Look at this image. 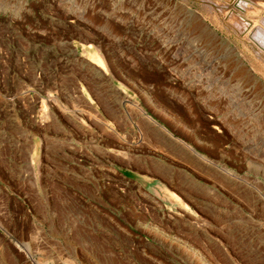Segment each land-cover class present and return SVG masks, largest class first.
<instances>
[{"label":"rangeland","instance_id":"obj_1","mask_svg":"<svg viewBox=\"0 0 264 264\" xmlns=\"http://www.w3.org/2000/svg\"><path fill=\"white\" fill-rule=\"evenodd\" d=\"M203 1L0 0V264H264V71Z\"/></svg>","mask_w":264,"mask_h":264},{"label":"bare ground","instance_id":"obj_2","mask_svg":"<svg viewBox=\"0 0 264 264\" xmlns=\"http://www.w3.org/2000/svg\"><path fill=\"white\" fill-rule=\"evenodd\" d=\"M187 1V0H186ZM191 1V0H189ZM200 1V0H199ZM212 1V0H210ZM209 1V2H210ZM202 2H204L202 0ZM190 3V2H189ZM206 3V1H205ZM204 3V4H205ZM234 3H238L241 7L238 8L236 5V8L242 10L240 12L236 11L235 9H228L227 7V11H226V15L225 18H223V20L225 21V25L228 27H226V29H228L229 31L235 32V35H237V38L239 37L242 42L243 41H249L252 46L256 47V51H254L255 56L257 59H259V63L262 66L261 69L264 71V0H234ZM202 4V3H201ZM213 6L212 7L210 4H208L209 6H207L210 11L213 10V14L208 13V19L214 23L215 25L220 26L217 21H218V16L217 13L215 12V8H220L222 10L223 6H221V3H219V1L217 0L216 2H213ZM223 4V3H222ZM233 4V2H232ZM224 5V4H223ZM202 6V5H201ZM205 5H203L204 7ZM232 6V5H231ZM206 7V6H205ZM230 7V6H229ZM187 8V7H186ZM235 8V7H234ZM201 9V8H200ZM204 9V8H203ZM206 9V8H205ZM204 9V10H205ZM188 11V9H187ZM224 11V10H223ZM220 12V11H219ZM191 13V12H190ZM215 13V14H214ZM221 13V12H220ZM222 14V13H221ZM192 15V14H191ZM206 15V14H205ZM263 15V17L261 19H259L258 21L256 20V18H260ZM204 16V15H203ZM202 17V16H201ZM198 14H195L192 18V25L200 30L201 27L204 26L202 23V19ZM206 18V17H205ZM204 18V19H205ZM220 21V20H219ZM222 21V20H221ZM223 22V21H222ZM205 23V22H204ZM220 23V22H219ZM223 24V23H222ZM214 25V26H215ZM205 29L207 28L206 25L204 27ZM208 30V29H207ZM208 32L210 33V31L208 30ZM207 33V32H206ZM239 39V40H240ZM248 43V42H247ZM253 48V47H252ZM89 52V51H88ZM87 55L90 57V61L92 64L96 65L98 68L102 69V71H104L107 74V68L105 66L104 61L102 60V58L96 54V53H88ZM95 52V51H94ZM242 57V56H241ZM245 59V58H244ZM256 59V60H257ZM258 61V60H257ZM194 62V61H193ZM256 63V62H255ZM258 64V63H257ZM256 64V67H257ZM255 66V64H254ZM243 68V67H242ZM260 68V67H259ZM258 69V68H257ZM199 71H202V73L206 75L210 74L209 72L207 73V68L206 67H201L199 69ZM257 71V70H256ZM261 73V72H260ZM186 74V73H185ZM264 75V74H262ZM191 76V75H190ZM199 77V76H198ZM195 78V77H194ZM208 78V77H207ZM200 79V78H199ZM191 80V78H190ZM188 80V81H190ZM202 83V82H200ZM205 83V82H204ZM220 83V82H219ZM193 84V83H192ZM198 86V85H197ZM81 89L84 93H87L85 91V87L83 85H81ZM88 94V93H87ZM219 94V93H218ZM90 96V95H89ZM89 99V101L91 102V104L93 103V101L87 97ZM151 100V99H150ZM153 103V102H152ZM204 103V102H203ZM158 106V105H157ZM241 107V106H240ZM238 109V108H237ZM165 112V111H164ZM102 114V113H101ZM160 114V113H159ZM147 118L150 119V121H152L153 123H156V121H154L152 118H150L149 116H147ZM104 120V119H102ZM233 121V120H232ZM105 124L113 129V124L109 121L104 120ZM177 125V124H176ZM173 198L176 199V201H180V198L177 195H172ZM181 204V203H180ZM190 246V245H189ZM190 252V251H189ZM197 258V257H196Z\"/></svg>","mask_w":264,"mask_h":264},{"label":"crops","instance_id":"obj_3","mask_svg":"<svg viewBox=\"0 0 264 264\" xmlns=\"http://www.w3.org/2000/svg\"><path fill=\"white\" fill-rule=\"evenodd\" d=\"M151 159V157L147 156H125L118 159V164L115 165V170L124 180H129L136 183L139 188L146 193L150 195L159 194V192L165 190L166 187L160 180H158V178L154 177L155 175L151 168ZM214 190L217 191L216 188ZM194 191L196 195L189 200L190 202L188 205H199L200 197H198V183L194 184ZM174 194L180 198V194L177 191L174 192Z\"/></svg>","mask_w":264,"mask_h":264},{"label":"water","instance_id":"obj_4","mask_svg":"<svg viewBox=\"0 0 264 264\" xmlns=\"http://www.w3.org/2000/svg\"><path fill=\"white\" fill-rule=\"evenodd\" d=\"M206 27H207V25H206ZM208 28V27H207ZM209 30V29H208ZM210 31V30H209ZM213 35H215L214 33H213ZM216 36V35H215Z\"/></svg>","mask_w":264,"mask_h":264}]
</instances>
